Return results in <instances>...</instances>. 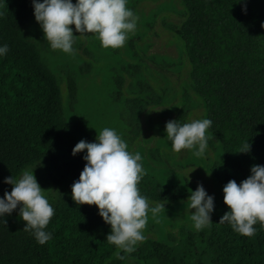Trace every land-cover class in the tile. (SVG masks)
I'll list each match as a JSON object with an SVG mask.
<instances>
[{"label":"trees","instance_id":"1","mask_svg":"<svg viewBox=\"0 0 264 264\" xmlns=\"http://www.w3.org/2000/svg\"><path fill=\"white\" fill-rule=\"evenodd\" d=\"M178 3L182 20L162 26L178 41L187 66L184 84L198 100L204 119L212 121L207 133L222 152L220 164H205L202 170L211 180L222 181L223 187L229 180L239 184L253 165L264 166V0ZM34 20L31 0H0V47L9 48L0 55V198L12 189L3 183L5 178L18 179L22 170L41 165L57 196L51 203L55 214L45 229L52 239L37 243L31 231L23 230L25 222L17 208L0 217V264H264L260 222L251 237L235 232L228 222L219 223L229 210L223 187L221 210L210 226L145 238L131 254L121 251L124 259L114 255L116 246L106 240L111 226L98 214V207L78 206L72 200L71 185L85 166L86 152L72 155L73 135L80 129L64 112L58 77L27 33ZM121 74L133 80L145 77L138 66H123ZM66 75L68 105L73 110L77 82L74 74ZM123 80L114 81L119 91ZM147 82L137 81L139 90L129 91L125 99L120 94L115 97L132 141L142 133L146 112L166 103L167 91L156 92ZM194 108L193 99L182 89L173 120L187 123ZM247 142L250 152L236 153ZM138 187L154 203L189 197L186 191L149 176H143Z\"/></svg>","mask_w":264,"mask_h":264},{"label":"clouds","instance_id":"2","mask_svg":"<svg viewBox=\"0 0 264 264\" xmlns=\"http://www.w3.org/2000/svg\"><path fill=\"white\" fill-rule=\"evenodd\" d=\"M31 2L44 39L51 49L66 54H74L75 40L86 34L96 35L105 48H122L129 34L135 33L139 19L127 7V0ZM72 25L79 35H74ZM8 51L7 44L0 47V55H6ZM211 125L210 119H193L184 124L170 120L165 131L174 152L192 150L194 156L203 157L210 139L206 132ZM250 149L251 144L247 142L236 153H248ZM84 151L86 163L79 179L71 185L72 200L78 206L98 207V214L111 226L106 240L116 246L114 255L124 259L121 251L131 254L138 243L145 240L143 231L149 211L155 218L165 209V204L150 207L149 200L141 195L138 185L146 174L142 157L139 152H130L128 144L114 129L105 127L97 133L96 142L79 141L72 155ZM35 168L22 170L19 179L13 176L4 179L3 183L13 187L0 198V217L11 215L19 208V217L25 222L23 230L31 231L37 243L43 245L52 239V234L45 229L55 211L34 175ZM250 171L251 174L239 184L229 180L223 187L224 204L229 210L219 221L221 224L228 222L235 232L246 237L255 235L257 222L264 227V166L253 165ZM187 202L192 210L190 219L194 228L199 231L210 226L214 197L198 185L189 193Z\"/></svg>","mask_w":264,"mask_h":264},{"label":"rangeland","instance_id":"3","mask_svg":"<svg viewBox=\"0 0 264 264\" xmlns=\"http://www.w3.org/2000/svg\"><path fill=\"white\" fill-rule=\"evenodd\" d=\"M75 2L76 0H73V3ZM127 7L133 10L139 19L135 33L129 34L122 48H105L96 35L86 34L78 36L75 40L74 54H66L51 49L36 20L29 24L27 33L37 44L45 63L60 81L64 112L66 111L70 120L77 121L75 123H78L80 129L73 135L74 142H96L97 133L105 127L114 129L128 144L130 152L140 153L146 173L144 176L152 177L168 187H178L187 193L202 185L208 195L214 197V211L211 214L213 219L221 210L223 184L222 181L211 180L205 175L202 167L205 164L222 162L218 141L206 132L210 137L207 150L203 157H196L192 150L174 152L165 131L166 123L175 117L182 89L188 92L195 107L187 123L193 119H204L203 110L198 107V100L184 84L187 66L182 61L178 41L162 26L163 23L178 24L182 20V9L178 0H127ZM71 27L74 35H79L75 32L74 25ZM129 65L138 66L145 76L144 79L133 80L128 75L123 76L121 67ZM67 73L74 74L77 82V103L73 110L69 109L67 99ZM122 78L124 80L119 91L114 81ZM141 80H148L147 83L156 92L164 89L167 91V97L164 106L146 112L141 122L142 133L132 141L129 129L120 118L121 105L115 97L119 94L122 99L129 97V91L139 90L136 82ZM28 168H35L34 175L40 186L45 189L44 195L50 204L53 203L57 196L49 175L39 164ZM187 200L160 203L165 204V209L155 218L149 211L144 236L157 239L177 234L181 228L195 229L190 219L192 210ZM156 204L150 202V207ZM132 262L135 264V261Z\"/></svg>","mask_w":264,"mask_h":264}]
</instances>
